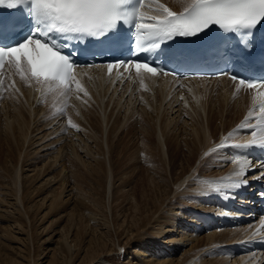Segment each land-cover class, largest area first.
Wrapping results in <instances>:
<instances>
[{
  "label": "bare ground",
  "instance_id": "bare-ground-1",
  "mask_svg": "<svg viewBox=\"0 0 264 264\" xmlns=\"http://www.w3.org/2000/svg\"><path fill=\"white\" fill-rule=\"evenodd\" d=\"M157 1H162L165 6L175 11H182L183 5L190 2ZM77 75L83 91L77 93L73 88L75 96L72 106L68 115L60 119L59 116L63 112L59 110V114L55 109V95L42 92V89L32 85L30 80L21 79L19 75L13 83L7 82V89H0V138L8 145L10 152L18 157L9 187V197L12 201L4 202V209H1L0 204V219L7 220L8 216L15 222L22 215L23 188L26 183L23 181L21 162L26 164L31 159V164H37L44 155L41 153L47 148H36L50 138H55L57 145L62 144V135L65 133L66 146L62 145L56 150V156H52L54 160L51 167L60 163L62 166L70 165L74 160L83 162L82 153L84 157L94 159L97 164L95 175L102 180L99 185L107 190V217L101 223L98 215L91 211L88 220H93L94 224L96 222V225H93L95 228H91L93 233L97 234L94 235L95 240H90L88 244L76 245L73 244L75 239L70 240L69 232H65L66 237L62 236L60 246L50 254L48 264H75L78 259H81L79 264H118L114 260L117 259L114 242L111 241L110 235L100 232L102 226L109 228L111 224L119 236H123L127 229L131 228L130 232L138 240H145L143 244L137 241L136 246H128L124 250L125 254L133 256V260H129L131 263L128 264H254L256 255L243 252L244 245L240 242L243 238L255 234L253 231L261 222H256L255 226L230 228L224 222L230 217V211H233L232 201L215 200L218 207L213 206V210L209 212L205 205L207 201L214 200L211 194H223L221 187L227 188L228 178L237 176L240 162L245 160L243 155L237 153L238 149L218 150L214 147L223 140L229 141L234 131L244 124L245 114L249 116L251 96L234 92L231 82L224 78L209 82L191 80L186 82L188 86L184 89H176L173 81L165 78L143 76L141 83V76L132 80L116 79L105 76L100 69ZM66 98L67 96L61 95L56 106L59 107L61 101ZM176 113L178 114L174 116ZM185 115L187 120L183 119ZM136 124L142 127L141 134H147L141 137L142 143L145 141V147L140 149L147 158L139 170L138 163H133L130 165L133 169L127 172L124 168L132 155H127L130 145L126 139L127 135L124 136L123 132L127 129L129 134ZM221 129L222 137L218 139L216 136L220 135ZM93 149L98 151L96 156L93 155ZM221 149L224 152L227 150L228 156L233 159L231 166L224 172H204L206 169L209 171L206 166L208 163L216 160L215 163L219 164L220 161H225L223 158L215 159L220 155ZM115 154H119L121 158L113 162L111 157ZM42 168L43 166L40 170ZM63 170L65 172L62 176L65 180L70 171L65 167ZM118 170H122L121 173L125 175L122 180L118 178L119 184L115 181ZM129 173L138 176L132 189L130 188L134 193L141 189H151L155 190L156 196L142 202L137 197L131 198V219L128 227L125 220L120 222L125 213L116 204L112 206L109 197L113 198L112 191L118 189V186L125 189L132 184L128 179ZM168 175L171 176V183L167 180ZM61 187L68 193L74 190L71 184L65 182H62ZM217 188L219 190H216ZM157 195L160 198L156 199ZM57 203L59 202L53 198L52 205ZM181 205L183 211H187L183 218L188 220L190 217L188 221L195 224L197 232L201 231L203 223L200 219L194 220L202 214L199 212L214 214L204 218L207 222V235L192 234L195 239H191L194 242L191 249L176 260L168 259L165 249L163 252H149L152 247L157 246L152 245V234L165 237L158 243L174 245V229L168 228L166 233L169 234H165L163 229L167 223L168 211L176 210ZM190 209L196 212H189ZM108 211L111 221L108 219ZM22 217H27V213ZM83 218V214H80V219ZM213 219L221 220L220 231L210 232L211 228L216 227L211 225ZM157 227L159 228L156 229ZM105 241L111 242L107 245ZM95 243L100 244L102 249L95 250ZM227 251L233 252V256ZM43 254L47 253L43 251ZM135 259L137 262L134 263ZM259 262L264 263V254L256 264H260Z\"/></svg>",
  "mask_w": 264,
  "mask_h": 264
},
{
  "label": "rangeland",
  "instance_id": "rangeland-1",
  "mask_svg": "<svg viewBox=\"0 0 264 264\" xmlns=\"http://www.w3.org/2000/svg\"><path fill=\"white\" fill-rule=\"evenodd\" d=\"M73 99L74 97L70 98L67 102V105L64 107L66 115H68L67 113L72 106ZM177 114L178 113L174 114V116ZM185 116H183V119L187 120L188 117ZM219 121H217V123H219ZM141 128L142 127L140 126V124H136V126L133 127V130L129 132V134H127V129H125L123 132L124 136L127 135L126 139L129 140L128 144L130 145V149L127 155H132L130 161L128 160L129 163H127L126 168H124L127 172L133 169V167H130V165H132L133 163L134 165L135 163H138L137 166L139 167L137 168V170H139L140 165H143L147 158L146 154L140 150L141 148L145 147V144H143L145 143V141L143 140L142 143L141 137L147 135L141 134ZM221 131L222 129L220 130V135L216 136L218 137V139L222 137ZM229 132L230 130H228L227 134H229ZM65 135V133L64 135H62V144L57 145L58 141H56L55 138L49 137V141L44 142L42 146H38L36 148L39 149L44 146H46L47 148L43 153H41L42 155H44L39 159L37 164H31V159L28 160V162L26 163L27 165L24 163L22 164L21 162V166L23 167V181L26 183V187L23 188L24 206L21 207V209H23L21 210L22 215L21 217H18V221L12 222V220L8 216L7 220L0 219V264H48V258L52 255L53 251H55L60 246V242L65 236V232H69L70 240L73 238L75 239V241H73V244H88L90 243V240L94 241V238H96L94 235H97L94 234L91 229L95 228L93 225H96V222L94 224L93 220H88L90 214L92 212L93 214H97V218L101 219V223L102 220L107 217V190H105L99 185L101 184L102 180H100L98 175H95V168L97 167V164L94 162V159L84 157V153H82L81 156L83 162H80L79 160H74L70 165L63 164L62 166L60 163L57 166L51 167V162L54 160V157L52 156H56V150L62 145L64 147L66 146L65 143L67 142V136ZM233 136L236 138L242 137L240 135L236 136V134H233ZM180 139L181 137L179 138V140ZM233 140L234 139H232L231 141ZM29 150L30 149H27V151ZM31 150L33 151L34 149L32 148ZM97 153L98 151L93 149V155L96 156ZM219 154L220 155L218 157H215V159L217 158V160H219L218 158H223V161H225H220L219 164L215 163L216 160L215 162L213 161L211 163H208L206 166L209 168V171H206V169L204 172L208 173L212 170L217 173L224 172L226 168L231 166L230 164H232L233 159H230V156H228L227 154V150L224 152V150L221 149ZM17 158L18 157L16 156V154L10 152V148L8 147V145H5L2 139L0 138V204H2L1 209L5 208L4 202L12 201L9 197L11 194L9 192V187L16 163L18 161ZM120 158L121 156L119 154H115L111 157L113 162L118 161ZM42 166L43 168L40 170ZM212 166H214L215 169ZM63 167H65L67 171H70L67 174L68 176H66L68 178L65 177V180H63L62 176L65 172V170L62 171ZM145 167H149V165H145ZM121 171L122 170H120L116 174L117 180L115 181L117 184H119L118 178H121L122 180V176H125L121 173ZM130 174L131 173H129L128 179L132 183V186L128 185V187H126L125 189H122L120 186H118V189L112 191L113 198L111 196L109 197L110 204H112V206L116 204L119 209L121 208L122 211L125 213V216L121 218L120 222H123L125 220V225H128V227L130 225L131 219V198L137 197L140 202H142L145 199H148L149 197L156 196L155 190L151 189H141L134 193L131 189L133 187V183H135V180L138 178V176L135 173H132L133 175ZM167 180L169 183H171L170 175H168ZM62 182L71 184L74 187V190L69 193L66 192L63 187H61ZM53 198H55L56 201L59 202L55 206L52 205ZM158 198H160L159 195H157L156 199ZM95 202L97 204H95ZM206 206L209 207V205ZM213 206L216 208L217 204L215 203ZM193 210L194 209H190L189 212H196V210ZM211 210H213V207ZM185 212L187 211H183V205L177 207L176 210L168 211L166 220L167 223L164 226L163 232L165 234H169L166 233L167 229H174L173 237L176 239L174 245L169 246L167 244L158 243L161 239H164L165 237H161L157 234H152V245L157 246L152 247V250H150L149 252H163V249H165L168 254L167 258L176 260L181 258L183 255H185L188 250L191 249L194 243L193 241L195 239L191 235L194 233L201 234V232H193L195 224L191 223V221H188L190 217L188 218V220L183 218ZM25 213H27V217L24 218L22 216ZM80 214H83V219H80ZM103 214H105V216ZM15 216L17 217V215ZM108 219H110L111 221V215L109 214V211ZM158 228L159 227H157L156 229ZM130 229L128 228L126 234H124L123 236L118 235V231H115V228L112 224L109 228H107V226H102L100 230V232H102L103 234L110 235L111 241L114 242V252L117 254V259L115 258L114 260L118 264H128L131 263L129 260H133L132 255L124 253V250L128 246H136L137 241H139L140 244H143L145 242V240H138L135 235L130 232ZM131 234L133 236H131ZM206 235V233L202 234V236ZM191 239H193V241H191ZM111 241H105V243H107L108 245ZM99 245L100 244L95 243V250L102 249ZM43 251L47 254H43ZM80 262L81 259H78L75 264H79ZM133 262L135 263L137 262V260L135 259ZM140 263L142 262H139V264Z\"/></svg>",
  "mask_w": 264,
  "mask_h": 264
},
{
  "label": "snow or ice",
  "instance_id": "snow-or-ice-1",
  "mask_svg": "<svg viewBox=\"0 0 264 264\" xmlns=\"http://www.w3.org/2000/svg\"><path fill=\"white\" fill-rule=\"evenodd\" d=\"M25 0H0V6L14 9ZM31 4V15L40 25L36 31L41 38H29L24 43L0 48V69L7 62L19 72L21 79L34 80L41 88L60 91L69 96L83 91L81 82L74 70L80 68L72 63L69 57L62 54L58 42L49 40V34L55 32L65 36L99 38L116 28L119 22L135 23L137 53L158 48L161 42L177 36L193 37L211 25H217L225 32H239L241 29H252L264 21V0H190L183 5L179 13L157 3L153 7L151 0H140L138 7L129 11L125 6L130 0H28ZM97 65L84 66L96 67ZM108 72L114 69L135 70L137 76L150 74L151 77L173 76L172 73L155 68L145 62H113L106 64ZM240 89L254 92L253 103H258L261 124V135L264 136V81H245L228 74ZM71 123V121H69ZM245 121L242 128L249 127ZM253 139L237 147L252 145L264 146V139ZM221 147L224 146L221 142ZM248 162H240L237 176H243ZM264 175V173H262ZM242 180L233 181L230 187L241 186ZM216 190H219L217 188Z\"/></svg>",
  "mask_w": 264,
  "mask_h": 264
}]
</instances>
